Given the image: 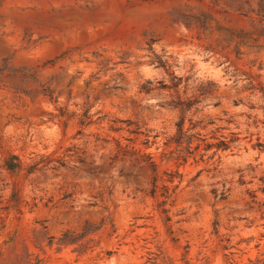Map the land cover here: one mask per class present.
<instances>
[{
  "label": "rangeland",
  "instance_id": "1",
  "mask_svg": "<svg viewBox=\"0 0 264 264\" xmlns=\"http://www.w3.org/2000/svg\"><path fill=\"white\" fill-rule=\"evenodd\" d=\"M116 142L174 193L97 167ZM257 260L264 0H0V264Z\"/></svg>",
  "mask_w": 264,
  "mask_h": 264
},
{
  "label": "trees",
  "instance_id": "2",
  "mask_svg": "<svg viewBox=\"0 0 264 264\" xmlns=\"http://www.w3.org/2000/svg\"><path fill=\"white\" fill-rule=\"evenodd\" d=\"M131 132L137 131L131 130ZM193 137L197 136L192 134L187 135L186 131L183 130V121H180L176 124V133L164 143H174L176 147H181V145L184 144L185 146L183 149H185L186 152L191 153ZM224 145L225 143L220 141L216 144V147L220 148ZM207 146L211 147L212 144L209 143ZM198 147L199 144L194 146V148ZM222 148H226V146ZM177 157H180V155ZM100 158H102V156ZM182 159L185 161L186 157H183ZM80 162L85 163V157H81ZM103 165L106 166L109 171L122 172L124 169H127L130 171L129 175L133 176L135 179H137L140 175H143V173L148 172L150 193L155 195L157 192H159V194L165 199L169 198L174 193L178 183L181 180V174L177 171H164V175H160L157 171V164L153 159L152 154L143 153L140 149H136L131 145L122 144L120 142L115 143V149L113 153L109 155L106 160L102 161L100 164H97V167H101ZM8 168L13 169L14 167L8 166ZM176 178L178 179L177 182H175ZM164 202L165 200L163 203ZM257 262H260V260H257L256 263L252 262L251 264H259ZM261 264H264V262Z\"/></svg>",
  "mask_w": 264,
  "mask_h": 264
}]
</instances>
